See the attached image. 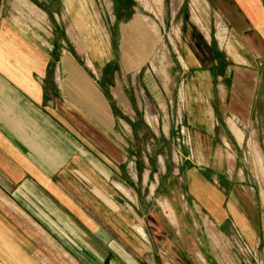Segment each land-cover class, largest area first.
Returning a JSON list of instances; mask_svg holds the SVG:
<instances>
[{"label":"crops","instance_id":"obj_1","mask_svg":"<svg viewBox=\"0 0 264 264\" xmlns=\"http://www.w3.org/2000/svg\"><path fill=\"white\" fill-rule=\"evenodd\" d=\"M53 1L0 0V264H47L41 255L47 250L34 244L44 237L70 253L83 251L74 237L96 246L100 239L106 246L115 240L145 248L147 199L162 209L161 147L163 138L174 140L172 131L163 132L155 116L148 121L142 104L132 107L123 95L135 90L137 78L146 87L149 76L141 69L131 74L125 63L103 71L90 57L81 65L64 49L51 48L48 37L17 26L24 12L40 14L37 23L44 25ZM207 2L217 17V57L210 37L191 20L179 27L180 63L205 79L192 89L202 109L200 132L188 134L190 156L202 157L205 170L202 176L189 171L187 185L201 195L207 224L225 235L236 226L264 264L259 193L247 168L232 167L224 150L213 147L232 140L247 163L257 157L252 140L258 133L264 142V0ZM52 4L57 24L59 15L76 14L67 27L61 21L64 29L76 35L89 28L82 14L91 8L81 0ZM130 31L123 30L125 49ZM171 157L178 165L175 146ZM207 157L214 159L206 164ZM172 215L174 222L164 217L176 224Z\"/></svg>","mask_w":264,"mask_h":264},{"label":"rangeland","instance_id":"obj_2","mask_svg":"<svg viewBox=\"0 0 264 264\" xmlns=\"http://www.w3.org/2000/svg\"><path fill=\"white\" fill-rule=\"evenodd\" d=\"M64 1L66 5L73 4V0L53 2L63 6ZM81 2L91 8L90 13L82 14V19L89 28L82 29L81 32L76 30V35L73 29H64L65 26L61 22L64 21L67 23L66 27L69 26L76 14L70 13L64 17L63 14L59 15L61 21L57 24L55 22L57 18L52 14V3L49 17L44 18V25L37 23L42 17L38 18L40 14H33L32 17L24 12V20H18L22 23H18L17 26H21L23 32L31 35L34 32L36 35L48 37L51 48L64 49L76 63L81 65L84 64V59L90 57L96 60V67L103 71H114L125 63V68L131 70V74L141 69L149 76L146 87H143L137 78L138 80L134 82L135 90L130 88V91L123 95L132 107H136L137 102L142 104L141 114L143 115L144 112L148 121L154 122L155 116L163 132L170 134L172 131L174 140L168 142L163 138L161 147L164 166L161 201L172 209L176 224L170 223L164 217L165 213L169 214L167 209L166 212L157 209L147 199L146 227L150 237L145 248L133 246L128 249L115 240L113 244L110 242L109 246H106L98 239L99 245H103L102 250H99V245L83 243L80 241L81 238L74 237L78 247L79 243H82L83 251L70 253L61 251L50 240L45 241L47 239L45 237L42 242L35 238V246H41L48 251L41 254L44 255V262L47 264H261L252 246L236 226H231L232 228L225 235L216 227L207 224L206 214L200 204L201 195H193L187 185L189 171L198 172L202 176L205 170L202 157L190 156L192 143L188 139V134L200 132L196 119H199L202 113L200 105H196L193 101L196 96L192 89H199V82L205 79L201 78L202 75L198 77L193 74L192 70L184 71L179 60L181 57L179 47L182 45L179 27L182 19L191 20L210 37L212 51L217 57V43L214 40L216 31L213 28L217 17L209 8L207 0H81ZM26 19H33L34 24L26 23ZM124 29L131 30L126 49ZM106 38L108 44H104ZM105 81L108 84L110 79L107 77ZM138 115L139 113L136 112L135 116ZM188 120L194 124L188 125ZM258 134L257 139L252 140L257 157H251L253 161L248 159L247 163H243L239 153L234 149L235 144L232 140L223 144L214 141L213 147L224 150L222 151L226 154L225 161L232 167L243 165L247 168L246 175L250 179L252 177V185L256 193H259V208L264 217V165H262L264 142ZM174 146L178 149V165L173 163V156L171 157ZM204 159L207 164L208 160L214 158ZM218 160L222 162L221 157ZM249 163H253L252 171H248ZM174 170L178 171L175 177Z\"/></svg>","mask_w":264,"mask_h":264},{"label":"bare ground","instance_id":"obj_3","mask_svg":"<svg viewBox=\"0 0 264 264\" xmlns=\"http://www.w3.org/2000/svg\"><path fill=\"white\" fill-rule=\"evenodd\" d=\"M162 209L164 210V212H166V209L169 211V218L172 220V222H174V220H173V215H172V211H171V209L169 208V206L168 205H164V204H162ZM139 226V225H138ZM141 233H142V235H143V237L144 238H146V236H145V234L143 233V231H141ZM147 239V238H146Z\"/></svg>","mask_w":264,"mask_h":264}]
</instances>
